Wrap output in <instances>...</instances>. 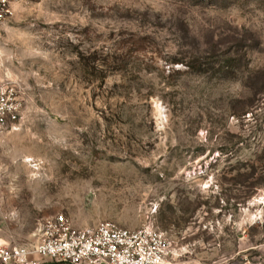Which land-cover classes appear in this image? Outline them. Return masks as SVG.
Segmentation results:
<instances>
[{"label": "rangeland", "instance_id": "obj_1", "mask_svg": "<svg viewBox=\"0 0 264 264\" xmlns=\"http://www.w3.org/2000/svg\"><path fill=\"white\" fill-rule=\"evenodd\" d=\"M0 84V238L155 228L166 264H264V0H22Z\"/></svg>", "mask_w": 264, "mask_h": 264}, {"label": "built area", "instance_id": "obj_2", "mask_svg": "<svg viewBox=\"0 0 264 264\" xmlns=\"http://www.w3.org/2000/svg\"><path fill=\"white\" fill-rule=\"evenodd\" d=\"M22 0H0V35ZM23 103L0 84V134L22 120ZM33 245H11L0 238V264H166L170 244L155 228L128 230L115 223L76 229L64 215L40 224Z\"/></svg>", "mask_w": 264, "mask_h": 264}]
</instances>
